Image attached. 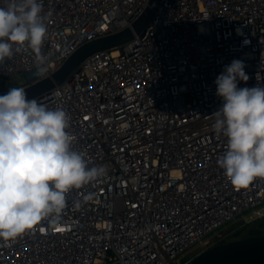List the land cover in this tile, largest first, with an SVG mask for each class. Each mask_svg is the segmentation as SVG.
Listing matches in <instances>:
<instances>
[{
    "label": "built area",
    "instance_id": "built-area-1",
    "mask_svg": "<svg viewBox=\"0 0 264 264\" xmlns=\"http://www.w3.org/2000/svg\"><path fill=\"white\" fill-rule=\"evenodd\" d=\"M40 2L47 73L21 50L1 77L49 75L81 44L130 26L149 0ZM233 60L249 76L238 87L264 85V0H158L143 34L92 53L35 97L66 110L73 148L107 171L67 194L55 223L0 239V264H183L239 215H264V180L237 190L217 164L226 138L212 127L215 80Z\"/></svg>",
    "mask_w": 264,
    "mask_h": 264
},
{
    "label": "clouds",
    "instance_id": "clouds-1",
    "mask_svg": "<svg viewBox=\"0 0 264 264\" xmlns=\"http://www.w3.org/2000/svg\"><path fill=\"white\" fill-rule=\"evenodd\" d=\"M48 39L47 17L40 0H0V65L21 50L36 57L37 75L47 73L41 54ZM242 60H233L216 78L222 105L211 116L226 148L217 164L237 190L264 180V85L238 87L247 81ZM70 115L27 98L23 87L0 95V239L15 241L41 221L59 220L67 194L106 174L89 167L73 148ZM91 200L92 195H86Z\"/></svg>",
    "mask_w": 264,
    "mask_h": 264
},
{
    "label": "water",
    "instance_id": "water-1",
    "mask_svg": "<svg viewBox=\"0 0 264 264\" xmlns=\"http://www.w3.org/2000/svg\"><path fill=\"white\" fill-rule=\"evenodd\" d=\"M157 2L158 0H149L144 11L130 26L81 44L49 75L20 86L26 89L27 98L48 94L55 85L69 79L82 61L92 53L121 45L132 39L135 34H143L149 20L154 16ZM7 92L8 90L0 91V95ZM240 232L236 231L230 240L221 239L184 264H264V234L239 237Z\"/></svg>",
    "mask_w": 264,
    "mask_h": 264
},
{
    "label": "rangeland",
    "instance_id": "rangeland-1",
    "mask_svg": "<svg viewBox=\"0 0 264 264\" xmlns=\"http://www.w3.org/2000/svg\"><path fill=\"white\" fill-rule=\"evenodd\" d=\"M25 83L26 77L23 74H14L9 77L0 76L1 88L18 87ZM238 230L241 231L239 233V237L264 234V215L257 216V214H252L250 211L239 215L236 219L221 226L215 232L210 233L209 236L211 237V240L209 241L206 248L215 245L223 238L227 237V240L232 239V235ZM204 249L191 247V249L188 251V254L182 258L181 262L184 264Z\"/></svg>",
    "mask_w": 264,
    "mask_h": 264
},
{
    "label": "flooded vegetation",
    "instance_id": "flooded-vegetation-1",
    "mask_svg": "<svg viewBox=\"0 0 264 264\" xmlns=\"http://www.w3.org/2000/svg\"><path fill=\"white\" fill-rule=\"evenodd\" d=\"M225 239H227V237Z\"/></svg>",
    "mask_w": 264,
    "mask_h": 264
}]
</instances>
